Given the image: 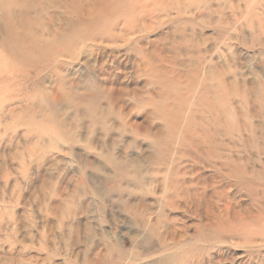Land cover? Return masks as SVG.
Returning <instances> with one entry per match:
<instances>
[{
	"label": "rangeland",
	"instance_id": "374dc122",
	"mask_svg": "<svg viewBox=\"0 0 264 264\" xmlns=\"http://www.w3.org/2000/svg\"><path fill=\"white\" fill-rule=\"evenodd\" d=\"M115 1L0 0V264H264V0Z\"/></svg>",
	"mask_w": 264,
	"mask_h": 264
},
{
	"label": "bare ground",
	"instance_id": "6f19581e",
	"mask_svg": "<svg viewBox=\"0 0 264 264\" xmlns=\"http://www.w3.org/2000/svg\"><path fill=\"white\" fill-rule=\"evenodd\" d=\"M114 1H115V0H114ZM173 1H174V0H173ZM180 1H181V0H180ZM188 1H189V0H188ZM115 2H116V1H115ZM166 2H167V1H166ZM184 2H185V0H184ZM203 2H204V1H203ZM203 2H202V3H203ZM89 3H90V2H89ZM93 3H94V2H93ZM169 3H170V2H169ZM189 3H190V2H189ZM202 3H201V4H202ZM172 4H173V3H172ZM183 4H184V3H183ZM185 4H186V2H185ZM187 4H188V2H187ZM192 4H194V3H192ZM195 4H199V2H197V3H195ZM205 4H206V3H204V5H205ZM95 5H96V4H95ZM179 5H180V4H179ZM181 5H182V3H181ZM189 5H191V4H189ZM156 6H157V5H156ZM168 6H169V5H168ZM170 6H171V5H170ZM183 6H184V5H183ZM183 6H182V7H183ZM185 6H186V5H185ZM185 6H184V7H185ZM104 7H105V6H104ZM171 7H172V6H171ZM173 7H175V6H173ZM184 7H183V8H184ZM186 7H189V6H186ZM105 8H106V7H105ZM183 8H182V9H183ZM199 8H200V7H199ZM201 8H202V7H201ZM161 9H162V8H161ZM167 9L170 10L169 8H167ZM176 9H179V6H178V8H176ZM180 9H181V8H180ZM158 10H159V9H158ZM164 10H166V9H164ZM183 10H184V9H183ZM176 11H177V10H176ZM104 12H105V11H104ZM108 12H109V11H108ZM150 12H151V11H150ZM154 12H155V11H154ZM157 12H159V11H157ZM182 12H183V11H182ZM105 13H107V11H106ZM161 13H163V12H161ZM180 13H181V12H180ZM145 14H146V13H145ZM178 14H179V13H178ZM178 14H177V15H178ZM104 15H105V14H104ZM141 15H142V14H141ZM146 15H147V14H146ZM156 16H157V15H156ZM166 16H167V15H166ZM168 16H169V15H168ZM143 17H144V16H143ZM145 18H146V17H145ZM148 18H149V17H148ZM150 18H151V17H150ZM150 18H149V19H150ZM142 19H143V18H142ZM143 20H146V19H143ZM148 21H150V20H148ZM150 22H151V21H150ZM146 25H147V24H146ZM146 25H145V26H146ZM138 26H139V25H138ZM139 27H140V26H139ZM128 28H129V27H128ZM142 28H143V27H142ZM148 28H149V27H148ZM124 29H125V28H124ZM132 29H133V28H132ZM138 29H139V28H137V30H138ZM129 30H130V29H129ZM126 31L131 33V31H128V30H126ZM133 31H134V30H133ZM138 31H139V30H138ZM123 32H124V31H123ZM119 34H120V33H119ZM122 34H123V33H122ZM126 34H127V33H126ZM128 34H129V33H128ZM120 35H121V34H120ZM115 36H116V35H115ZM124 36H125V34H124ZM139 36H141V35H139ZM108 38H109V37H108ZM118 38H119V37H118ZM118 38H117V39H118ZM126 38H127V37H126ZM183 38H184V37H183ZM184 39H185V38H184ZM186 39H187V43H188V38H186ZM111 40H112V39H111ZM183 41H184V40H183ZM141 47H142V46H141ZM153 48H154V47H153ZM142 49H143V48H142ZM168 62H169V61H168ZM216 94H217V93H216ZM216 94H214V95H216ZM218 96H219V94H218ZM215 97H216V96H215ZM216 99H217V98H216ZM218 101H219V100H218ZM219 102H220V101H219ZM219 105H221V104H219ZM214 106H215V105H214ZM214 106H213V107H214ZM214 108H216V107H214ZM211 109H212V108H211ZM218 111H219V110H218ZM226 113H227V112H226ZM232 113H233V112H232ZM227 117H228V116H227ZM229 117H230V116H229ZM224 118H225V117H224ZM247 125H250V124H247ZM217 132H218V131H217ZM199 138H200V137H199ZM192 139H193V138H192ZM200 139H201V138H200ZM203 139H204V138H203ZM186 140H187V139H186ZM194 140H195V139H194ZM204 140H206V139H204ZM250 140H251V139H250ZM250 140H249V141H250ZM202 141H203V140H202ZM249 141H248V143H249ZM199 142H200V141H199ZM199 142H198V143H199ZM203 142H205V141H203ZM200 143H201V142H200ZM206 143H207V142H206ZM201 144H202V143H201ZM250 144H251V143H250ZM190 145H191V144H190ZM197 146H198V145H197ZM192 147H193V146H192ZM194 147H195V146H194ZM250 147H251V145H250ZM205 148H206V147H205ZM198 149H199V148H198ZM201 149H204V148H201ZM253 149H254V148H253ZM195 150H196V149H195ZM205 150H206V149H205ZM198 151H199V150H198ZM203 151H204V150H203ZM203 151L201 150L202 153H203ZM207 152H209V151H207ZM198 154H200V153H198ZM203 154L205 155V153H203ZM190 155H191V154H190ZM211 155H212V154H211ZM216 156H217V155H216ZM221 158H222V157H221ZM221 158H220V159H221ZM222 165H223V164H222ZM183 166H184V165H183ZM225 166H226V165H225ZM225 166H224L223 168H225ZM211 167H213V166H211ZM214 167H216V166H214ZM218 167H219V166H217L216 168H218ZM226 167L228 168V166H226ZM229 167H230V166H229ZM184 168H185V166H184ZM232 168H233V167H231V169H232ZM228 170H230V169H228ZM232 170H233V169H232ZM216 171H217V170H216ZM190 172H192V171H190ZM218 172H219V171H218ZM172 173H173V172H172ZM221 173H222V172H221ZM191 174H192V173H191ZM263 174H264V173H263ZM257 175H258V174H257ZM220 176H221V174H220ZM231 176H232V175H231ZM189 177H190V176H189ZM232 177H234V176H232ZM232 177H231V178H232ZM184 178H185V176H184ZM197 178H198V177H197ZM228 178H229V177H228ZM234 178H235V177H234ZM193 179H196V178L194 177ZM202 179H203V178H202ZM202 179H201V180H202ZM174 180H175V179H174ZM178 180H180V179H178ZM196 180H197V179H196ZM215 182H216V181H215ZM168 183H169V182H168ZM201 183H203V182H201ZM197 184H198V183H196V185H197ZM196 185H194V186H196ZM203 185H204V184H203ZM189 187H191V186H189ZM189 187H188V188H189ZM188 188H187V189H188ZM191 189H192V188H191ZM195 189H196V188H195ZM179 192H181V191H179ZM179 192H178V193H179ZM203 194H204V193H203ZM183 200H184V199H183ZM220 201H221V200H220ZM222 209H223V208H222ZM225 210H226V209H225ZM220 215H221V214H220ZM220 217H221V216H220ZM168 255H169V254H168ZM173 255H174V254H173Z\"/></svg>",
	"mask_w": 264,
	"mask_h": 264
}]
</instances>
